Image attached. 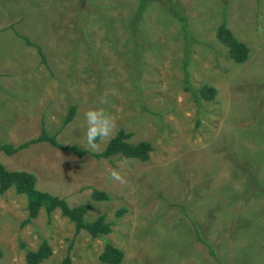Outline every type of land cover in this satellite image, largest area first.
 Listing matches in <instances>:
<instances>
[{
	"label": "rangeland",
	"instance_id": "1",
	"mask_svg": "<svg viewBox=\"0 0 264 264\" xmlns=\"http://www.w3.org/2000/svg\"><path fill=\"white\" fill-rule=\"evenodd\" d=\"M175 1L192 36L187 61L177 18L157 3L137 20L138 0H0V144L16 147L43 127L91 153L119 130L152 147L146 162L78 157L46 143L0 153L6 170L32 174L38 191L89 205L85 222L104 216L111 225L98 239L74 237L58 210L50 221L41 210L21 226L26 198L10 189L0 195V264H26L25 250L43 241L52 255L41 264H62L69 247L71 264H105L106 244L123 253L120 264H215L185 214L223 264H264V0H229L225 9L223 0ZM224 16L250 50L243 64L216 38ZM204 86L212 100L196 93ZM95 107L114 129L91 149L83 117ZM93 191L108 200L93 201Z\"/></svg>",
	"mask_w": 264,
	"mask_h": 264
},
{
	"label": "trees",
	"instance_id": "2",
	"mask_svg": "<svg viewBox=\"0 0 264 264\" xmlns=\"http://www.w3.org/2000/svg\"><path fill=\"white\" fill-rule=\"evenodd\" d=\"M228 1L229 0H223L224 9L227 7ZM150 3L159 4L177 18L180 24L181 33L186 40L185 61H187L189 48L192 43V36L188 28L187 18L184 11L177 7L175 0H138V8L135 14L137 20L141 18L142 13ZM225 17L226 16L223 17L222 23L216 30V38L220 44L228 49V57L234 63L243 64L248 60L250 50L244 43L239 42L227 28ZM16 36L21 38L26 45L36 48L42 62L45 63L44 56L39 47L17 33ZM184 79L187 84V74H185ZM196 93L207 101L212 100L216 94L214 89L207 86L200 88L196 91ZM74 111L75 108L71 107L65 121L66 124L74 117ZM131 136L132 135L130 133L119 130L115 136L106 143L101 152L91 153L77 147L60 144L55 137L48 136L42 127L37 138L28 140L16 147L9 144H0V153L11 157L32 145L46 143L52 148L58 149L62 152H69L78 157L90 156L96 160H110L113 157H122L128 160H138L140 162L148 161L150 152L152 151L150 143L146 141L136 144L130 143ZM10 189H13L17 195H23L26 198L27 217L25 221L22 222L21 226H25L32 220L36 219L41 210H44L48 221H50L51 214L58 210L62 217L68 219L73 224L74 237L78 236L81 232H85L91 239H98L101 236H106L111 233V225L105 222L104 216H100L89 223L84 221L85 215L91 208L89 205H77L70 207L65 200L52 196L46 192L38 191L36 189V179L32 174L25 171H8L0 163V195ZM91 199L93 201H106L108 200V197L104 193L93 191ZM122 212L123 211L119 212L118 215ZM185 217L188 219L193 228L196 242L201 244L206 249L208 256L215 264H223L217 258L215 250L202 238L199 227L188 217L187 214H185ZM19 246L21 248H25L22 243H20ZM70 250L71 248L69 247L68 254L63 259L62 264H71L69 256ZM51 255L52 251L50 247L45 241H43L36 251L25 250V262L26 264H41ZM99 260L105 264H120L123 260V253L112 245L106 244L99 256Z\"/></svg>",
	"mask_w": 264,
	"mask_h": 264
},
{
	"label": "clouds",
	"instance_id": "3",
	"mask_svg": "<svg viewBox=\"0 0 264 264\" xmlns=\"http://www.w3.org/2000/svg\"><path fill=\"white\" fill-rule=\"evenodd\" d=\"M99 103L104 104V99L101 98ZM83 119L86 125L85 140L91 149L97 148V141H103L113 132L114 122L103 108L95 107L86 110ZM111 177L115 181L124 182L123 177L115 170L111 172Z\"/></svg>",
	"mask_w": 264,
	"mask_h": 264
}]
</instances>
